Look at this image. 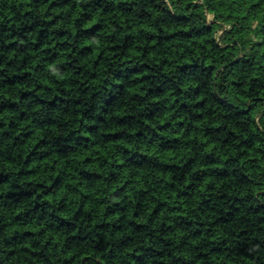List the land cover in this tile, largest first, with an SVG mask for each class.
Listing matches in <instances>:
<instances>
[{
  "label": "clouds",
  "instance_id": "clouds-1",
  "mask_svg": "<svg viewBox=\"0 0 264 264\" xmlns=\"http://www.w3.org/2000/svg\"><path fill=\"white\" fill-rule=\"evenodd\" d=\"M0 264H264V0H0Z\"/></svg>",
  "mask_w": 264,
  "mask_h": 264
}]
</instances>
